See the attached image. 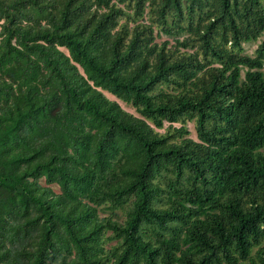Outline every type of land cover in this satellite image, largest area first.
<instances>
[{"label":"trees","instance_id":"16d2710c","mask_svg":"<svg viewBox=\"0 0 264 264\" xmlns=\"http://www.w3.org/2000/svg\"><path fill=\"white\" fill-rule=\"evenodd\" d=\"M0 264H264V0H0Z\"/></svg>","mask_w":264,"mask_h":264},{"label":"rangeland","instance_id":"374dc122","mask_svg":"<svg viewBox=\"0 0 264 264\" xmlns=\"http://www.w3.org/2000/svg\"><path fill=\"white\" fill-rule=\"evenodd\" d=\"M164 39H170L172 40L171 37L169 36H166V35H163L162 37H159L158 40H164ZM260 40H257V41H253V42H249V43H245L244 44V47H245V53L249 54V55H252L254 56L255 53H256V49L258 47V44L260 43ZM109 95V97H111L112 99L116 98L114 95L110 94V93H107ZM121 103V105L128 111L130 112H133L135 114H138L137 111H136V108L124 101H119ZM190 130H191V136L193 137H196V132H195V129H194V124L193 122H189L188 124ZM56 189H57V186H56Z\"/></svg>","mask_w":264,"mask_h":264}]
</instances>
